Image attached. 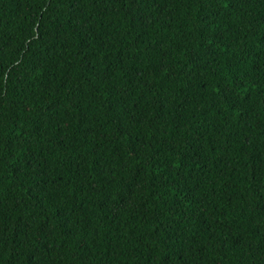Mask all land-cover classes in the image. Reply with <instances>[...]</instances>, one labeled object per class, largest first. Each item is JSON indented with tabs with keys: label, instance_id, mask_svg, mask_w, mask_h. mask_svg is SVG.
Wrapping results in <instances>:
<instances>
[{
	"label": "trees",
	"instance_id": "obj_1",
	"mask_svg": "<svg viewBox=\"0 0 264 264\" xmlns=\"http://www.w3.org/2000/svg\"><path fill=\"white\" fill-rule=\"evenodd\" d=\"M0 264H264V0H0Z\"/></svg>",
	"mask_w": 264,
	"mask_h": 264
}]
</instances>
